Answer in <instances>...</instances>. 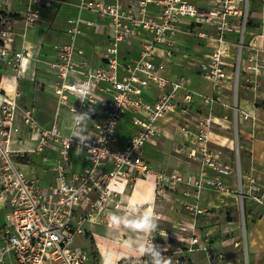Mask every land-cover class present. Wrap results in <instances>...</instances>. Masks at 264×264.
<instances>
[{
    "label": "built area",
    "instance_id": "built-area-1",
    "mask_svg": "<svg viewBox=\"0 0 264 264\" xmlns=\"http://www.w3.org/2000/svg\"><path fill=\"white\" fill-rule=\"evenodd\" d=\"M250 3L251 0H208L207 4L193 0H0V58L11 66L16 79H30L36 87L54 94L56 116L63 107L70 116L72 107L77 112L94 109L87 125L88 134L93 135L88 143L92 148L107 150L90 152L86 148L83 152L89 164L80 171H71L77 139L68 145V133L61 131L55 119L44 126L32 109H20L18 87L10 94L0 87V198L8 208L0 222V264H88L87 253L73 246L75 235L84 230V222L92 220L103 203L109 205V196L122 194L137 178L153 177L157 191L181 185L194 187L195 202L186 208L196 214L204 213L196 200L207 187L225 194L235 191L241 202L247 198L264 205V183L251 177L245 182L238 162L220 163L209 145L216 123L213 107H232L225 100V90L232 91L236 102L242 73L248 74V86L253 90L258 86V77L264 75V48L251 45L244 54L251 23ZM52 6L72 7L76 13L65 17L64 31L69 40L54 43V58L41 60L37 55L47 31L44 27L53 25V20L43 17L42 12ZM84 11L95 18L85 17ZM85 28L106 37L102 64H94L83 48ZM31 31L35 41L29 47L27 37ZM230 34L236 35L233 41ZM180 35L206 40L212 48L201 57L190 56L178 40ZM18 36L20 47L16 48ZM123 42L128 45L125 50L120 47ZM180 51V59L209 81L208 93L191 89L184 75H167L166 62ZM40 63L51 76L49 81L36 77ZM83 81H91L92 90L85 102L73 94L74 86ZM152 85L156 92L149 101L145 91ZM195 97L207 106L206 114L199 116L191 110L190 119L181 120L178 128L192 140L188 156L199 159L197 173H167L153 168L145 159V150L148 142L158 137L159 120L172 118L182 107L191 105ZM233 109L234 119L239 113L249 117L237 105ZM17 113L27 135L36 141L32 151L49 147L58 154L55 183L50 187L42 186L38 177L29 178L16 162L27 150L16 146L21 131ZM125 114L130 116L131 128L127 132L119 129ZM231 177L235 178V187L225 181ZM93 193L96 198H92ZM194 230L193 224L188 250L200 243L208 253V239ZM161 247L169 250L167 245ZM222 256L221 253L219 257Z\"/></svg>",
    "mask_w": 264,
    "mask_h": 264
},
{
    "label": "crops",
    "instance_id": "crops-1",
    "mask_svg": "<svg viewBox=\"0 0 264 264\" xmlns=\"http://www.w3.org/2000/svg\"><path fill=\"white\" fill-rule=\"evenodd\" d=\"M193 1L198 4L208 3V0ZM250 12L251 23L246 34L247 47L244 54L248 52L251 45L264 48V0H251ZM75 13L76 10L68 6H52L42 12L43 17L53 20V25L51 27H44L47 31L37 55L41 60L54 58L56 53L53 48L54 43H63L69 40L68 34L64 31L65 17ZM83 15L85 17L95 18L89 11H84ZM253 26H256V28L253 29ZM85 29L83 48L85 52L90 55L91 61L94 64H102L100 56H102L104 50L106 37L95 32L93 28ZM259 34H262V36H259ZM27 38L29 39L27 43L30 47L35 41V36L32 34V31ZM186 38L188 37L180 35L178 40L184 47H187L185 53L190 56L201 57L212 48V44L206 40L192 38L196 41L195 44H192L190 40L188 41ZM229 38L233 41L236 35L230 34ZM15 47H20L19 36L16 39ZM181 53V51L174 52L172 57L166 62L167 75L174 78L184 74L182 70L187 69L190 71L191 68L194 70L197 77L208 82V88L202 89L197 87V89L196 86H194L195 84L187 83V85L197 92L208 93L210 91L209 81L203 78L191 65H189V63L182 61L180 59ZM40 64L36 66V77L49 81L51 76L44 72L42 69L43 64ZM247 76L248 74H241V83L238 89L236 103L239 110L248 113L249 117L241 116L240 113L238 114L236 120V135L234 136L230 129V124H232L233 121L227 111L229 107L216 104L213 107L214 110L212 109L216 123L212 128V140L209 145L214 150L216 158L220 163L235 165L236 161L238 162L245 182L251 177L257 182L264 183V104L259 105L257 101V99L264 100V75L258 77V86L255 90L251 87L249 88V82L246 79ZM0 87L7 94H10L15 87H18L20 92L18 98L20 109H32L38 122L44 126L51 125L55 119L61 131L68 133L66 127L70 114L63 107L58 110V115L56 116L57 102L54 94L48 90L36 87L34 82L30 79L23 77L16 79L11 66L7 65L1 58ZM155 92L156 89L152 85L145 91V98L152 101ZM225 93V100L230 102V89H226ZM199 103L202 104V102L195 97L191 103L192 106L189 104L182 107L180 112H175L172 118L159 120L157 124L158 137L148 142L145 150V159L153 168L162 171L178 170L184 173H197L200 166L199 159L188 156V151L193 146L192 140L190 136L179 130L178 125L181 120H184V118H182L183 111L187 109L190 112L193 110L199 116L206 114L207 106L205 107V105H202L199 107ZM218 107L221 108V111L217 110ZM199 109H201V112L198 113L196 110ZM17 115V122L20 124L21 131L17 135L20 137V140L17 141L16 146H20L27 150L22 156L16 158V162L28 176L31 175V178L38 177L42 186L50 187L55 183L54 164L58 154L49 147H44L40 151H32L36 146V141L33 136L27 135L25 128L20 123L19 113H17ZM130 126V116L125 114L120 121L119 129L127 132L130 130ZM34 153L41 157L40 170L38 172L27 163ZM88 164L89 160L84 152H80L79 154L75 152L72 153L71 171H80ZM106 167L110 168V164H107ZM27 168L30 170H26ZM208 172L210 174L211 170ZM225 181L231 187L236 186L234 177L225 178ZM95 197L96 193H93L92 198ZM239 200L240 195L235 191L225 194L213 190L212 188H204L199 194L198 205L202 206L207 211L204 212L206 216L199 218L191 216L186 209L182 208V206L178 204V198L173 197L171 191H166V189L157 191L153 177L137 178L127 186L124 194V201L128 206L139 203L153 209L155 208L160 221L162 223L167 222L171 224L170 227L172 231L170 232L174 235L173 237L176 238V241H184L180 251H177L179 245H176L173 249L169 250V252H163V255L170 261V264H264V205L255 204L248 199L245 202L246 227L244 247L246 249V257L244 259V257L239 254L241 244L237 225V205L239 204ZM7 210L6 202L3 198H0V222L3 221ZM80 211H82V209ZM167 211L170 212V215H167ZM96 214L95 212L92 218L97 219L96 217L98 215ZM203 220L204 224H209L208 227H206L207 233L215 231L218 223L222 224V230L226 231V233L208 239V243L206 244L209 246L208 253L201 248L203 244L200 243L197 244L193 250H188V241L192 232L188 234L189 231H182L181 226L182 224H194V233L202 236L200 229L197 228L199 226L197 225L202 224ZM85 222V231L75 235V238L78 236L77 241L80 244L76 245L74 240L73 246L87 253L88 264H102V255L106 251L115 255L123 251L122 245L125 242L133 239V234L128 231H124L128 238L121 240L119 237L110 236L109 228L104 224L92 220H86ZM182 228H187V226L183 225ZM153 242L160 246L164 244L160 241L157 243L155 240ZM172 243L173 240L170 239V244ZM89 251H96V256L92 257V254L89 255ZM221 253L223 256L219 257ZM125 256H127V253H125ZM125 260L131 264H144V259L137 254H133L131 259Z\"/></svg>",
    "mask_w": 264,
    "mask_h": 264
},
{
    "label": "clouds",
    "instance_id": "clouds-1",
    "mask_svg": "<svg viewBox=\"0 0 264 264\" xmlns=\"http://www.w3.org/2000/svg\"><path fill=\"white\" fill-rule=\"evenodd\" d=\"M91 81L78 82L74 86V95L76 99L85 102L91 95ZM93 105L96 103L89 100ZM94 109L90 108L85 112H77L72 107L71 116L67 122L66 131L68 132L67 144L76 138L78 143L75 150L76 154L83 152L86 148L92 150L107 151L106 149L92 148L88 143L93 135H89L87 125L91 121L90 113ZM135 144V141H134ZM89 158H93L89 155ZM109 235L112 237L119 236L122 229H126L133 234V239L122 245L123 251L113 255L106 251L102 255V264H119L122 259H131L133 254H137L144 259V264H170L165 258L163 252L167 249L155 244L153 241L155 233L162 232V237L166 240L167 233L159 229V217L153 208L141 205L139 203L131 204L127 208L126 214H117L112 212L107 217ZM127 253V256H125Z\"/></svg>",
    "mask_w": 264,
    "mask_h": 264
},
{
    "label": "rangeland",
    "instance_id": "rangeland-1",
    "mask_svg": "<svg viewBox=\"0 0 264 264\" xmlns=\"http://www.w3.org/2000/svg\"><path fill=\"white\" fill-rule=\"evenodd\" d=\"M201 1H203V0H201ZM256 26H253V29H255ZM85 30L86 29H84V31ZM90 31H92V30H90ZM188 38H186V40H188V41L190 40V42L192 44L196 43V41L194 39H192V37H188ZM245 41H246V39H245ZM120 47H121L122 50H125L126 48H128V45H127L126 42H123V43L120 44ZM182 73H184L188 77V82H187L188 84H193V85L195 84L194 86H196V88L197 87L198 88H202V89H207L208 88V82L203 80L200 77H197V75H195L194 70H192L191 68H190V71L187 70V69L182 70ZM184 74H182V75H184ZM239 88H240V85H239L238 89ZM230 94H231L230 103H232V107H229L227 111L229 113L230 118L233 121L232 124H230V129H231V132L233 133V135L235 136L236 135V119H234V113H233L234 109H233V107L235 105H237V103L235 102L234 99H232L233 98V95H232L233 93H232L231 90H230ZM257 101L259 103L264 104V102H261V101H264L262 99H260V100L257 99ZM199 105L198 106L201 107L202 105H205V104L204 103H202V104L199 103ZM205 107H206V105H205ZM213 110H214V108H213ZM217 110L221 111V108L218 107ZM196 111L199 113V112H201V109L196 110ZM204 111H205V109H204ZM191 113L192 112H190L188 109L183 111L182 118L190 119V114ZM232 114H233V118H232ZM40 160H41V157L38 154L34 153V154H32L31 159H29L27 163H28L29 166H32L33 168H35L36 171L38 172L40 170ZM25 161H27V160H25ZM26 170L29 171L30 169L27 168ZM171 171H165V172L169 173ZM28 177L31 178V175H29ZM126 189H127V187H126ZM164 189H166V191L167 190L171 191L172 194H173V197L178 198V204L181 205L182 208L186 209L190 213L191 216H195V217H199V218L206 216V213H202V214L201 213H197L196 214L193 211H191L190 209L186 208L187 204L195 202V199H194L195 188L194 187L188 186V185H181V186H177V187L164 188ZM185 192H187V193H185ZM124 194H125V192H123L122 194L115 193V194H112L111 196H109V198L107 199V204H109V205H106V203H103L102 204V209H100L99 212H97V214H96V215H98L96 217L97 219L92 218V221H94V222L98 221L101 224H104L105 226L108 227V220L106 218L108 217V215L110 213L117 212V214H125L127 212L128 205L124 201ZM169 200H171V199H169ZM198 200H199V198H197V200H196L197 203H198ZM246 200H247V198H243L242 202H241V200H239V204L237 205V215H238V223H237V225H238L239 238H240V241H241L239 254H240V256H243L244 259L246 257V249L244 247V245H245V242H244L245 241V227H246V224H245V222H246V219H245L246 218V204H245V202H246ZM200 207L203 208L202 206H200ZM94 209H95V207H94ZM154 210L156 212L155 208H154ZM206 211L207 210L204 209V212H206ZM166 213H167V215H170L169 211H167ZM220 217H222V216H220ZM84 224H86V222H84ZM84 224H83V226H84ZM183 225L184 226L186 225L187 228H182ZM189 225H191V224H188V225L187 224H182L181 230L185 231V232L189 231L188 234H190L192 231H190L191 226H189ZM208 225L209 224H204V220H203L202 224H198L197 225V226H199L197 228L200 229V233H202V236H201L202 238L211 239V237L215 238V237L221 236L222 234L226 233V231L222 230V224H220V223L217 224L215 231H213L214 233L213 232L207 233V228L206 227H208ZM170 226H171V224H169L167 222L166 223L165 222L162 223L160 221V219H159V229H161V230H163V232L167 233V239L165 240L162 237V232L158 231L157 233H155L156 237H155L154 240L157 243H159V241L164 243V244H162V246L167 245L169 247V250L173 249L176 245H179V247L182 248V244H184V241H176V238H174L173 237L174 235L170 232V231H172ZM85 229H86V227H84L83 231H85ZM124 231L127 232L126 229H122L120 234H119V236H117L121 240L128 238L127 234ZM226 236H227V234H226ZM77 239H78V236H76V238H75L76 245L80 244L77 241ZM170 239L173 240L172 244H170ZM169 250H166V252H169ZM88 254L89 255L92 254V257H95L96 256V251H89ZM128 264H131V263H128Z\"/></svg>",
    "mask_w": 264,
    "mask_h": 264
},
{
    "label": "trees",
    "instance_id": "trees-1",
    "mask_svg": "<svg viewBox=\"0 0 264 264\" xmlns=\"http://www.w3.org/2000/svg\"><path fill=\"white\" fill-rule=\"evenodd\" d=\"M262 103H259V105ZM119 264H128V262L125 259H122L119 261Z\"/></svg>",
    "mask_w": 264,
    "mask_h": 264
}]
</instances>
